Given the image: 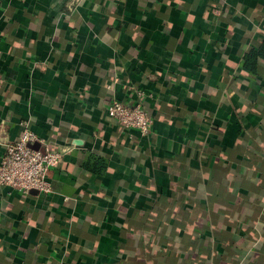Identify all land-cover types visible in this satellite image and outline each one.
I'll use <instances>...</instances> for the list:
<instances>
[{"label": "crops", "instance_id": "0c3cea01", "mask_svg": "<svg viewBox=\"0 0 264 264\" xmlns=\"http://www.w3.org/2000/svg\"><path fill=\"white\" fill-rule=\"evenodd\" d=\"M24 129L66 150L0 187V264H264V0H0V159Z\"/></svg>", "mask_w": 264, "mask_h": 264}, {"label": "built area", "instance_id": "2783aa9c", "mask_svg": "<svg viewBox=\"0 0 264 264\" xmlns=\"http://www.w3.org/2000/svg\"><path fill=\"white\" fill-rule=\"evenodd\" d=\"M138 94H143V91L140 90ZM105 110L123 128L135 129L141 136L151 134L153 119L140 103L127 104L112 100ZM34 142L44 146V150L32 147ZM65 150L50 148L44 139L24 129L16 140L5 145L0 159V187L16 190L21 195H27L32 190L48 193L51 189L48 172L61 162Z\"/></svg>", "mask_w": 264, "mask_h": 264}, {"label": "trees", "instance_id": "16d2710c", "mask_svg": "<svg viewBox=\"0 0 264 264\" xmlns=\"http://www.w3.org/2000/svg\"><path fill=\"white\" fill-rule=\"evenodd\" d=\"M256 54H260L259 52H254V53H252V54H249L247 57H246V59H247V61H246V64H247V66L249 65H251L253 62H254V60H253V57H256ZM251 67V66H250Z\"/></svg>", "mask_w": 264, "mask_h": 264}, {"label": "water", "instance_id": "95a60500", "mask_svg": "<svg viewBox=\"0 0 264 264\" xmlns=\"http://www.w3.org/2000/svg\"><path fill=\"white\" fill-rule=\"evenodd\" d=\"M31 192H33V193H36V191H35V190H32Z\"/></svg>", "mask_w": 264, "mask_h": 264}]
</instances>
